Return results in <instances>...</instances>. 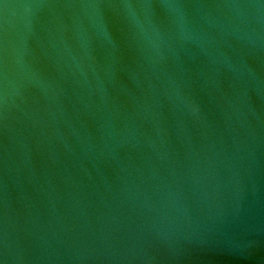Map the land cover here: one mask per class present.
I'll use <instances>...</instances> for the list:
<instances>
[{"label":"water","instance_id":"obj_1","mask_svg":"<svg viewBox=\"0 0 264 264\" xmlns=\"http://www.w3.org/2000/svg\"><path fill=\"white\" fill-rule=\"evenodd\" d=\"M0 264H264V0H0Z\"/></svg>","mask_w":264,"mask_h":264}]
</instances>
